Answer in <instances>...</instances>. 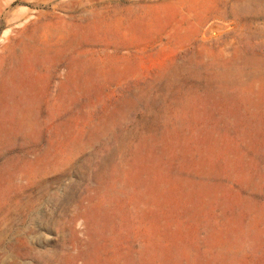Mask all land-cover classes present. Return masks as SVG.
Listing matches in <instances>:
<instances>
[{
  "label": "rangeland",
  "instance_id": "rangeland-1",
  "mask_svg": "<svg viewBox=\"0 0 264 264\" xmlns=\"http://www.w3.org/2000/svg\"><path fill=\"white\" fill-rule=\"evenodd\" d=\"M0 264H264V0H0Z\"/></svg>",
  "mask_w": 264,
  "mask_h": 264
}]
</instances>
